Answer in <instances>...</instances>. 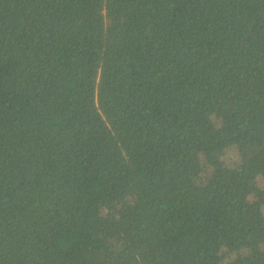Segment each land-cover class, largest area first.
I'll list each match as a JSON object with an SVG mask.
<instances>
[{
	"label": "trees",
	"instance_id": "obj_1",
	"mask_svg": "<svg viewBox=\"0 0 264 264\" xmlns=\"http://www.w3.org/2000/svg\"><path fill=\"white\" fill-rule=\"evenodd\" d=\"M0 264H264V0H0Z\"/></svg>",
	"mask_w": 264,
	"mask_h": 264
},
{
	"label": "rangeland",
	"instance_id": "obj_2",
	"mask_svg": "<svg viewBox=\"0 0 264 264\" xmlns=\"http://www.w3.org/2000/svg\"><path fill=\"white\" fill-rule=\"evenodd\" d=\"M221 113H219L218 115H216L214 117L215 123L218 126H222L223 125V119L222 116L220 115ZM213 173V167L207 163L205 160H203V170L202 173L200 174V176L198 177V182L200 184H206L209 177L212 175ZM124 210H125V205L124 204H120L119 207L117 208L115 214L118 217V219H121L123 214H124Z\"/></svg>",
	"mask_w": 264,
	"mask_h": 264
}]
</instances>
